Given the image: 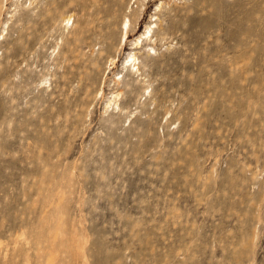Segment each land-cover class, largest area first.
I'll return each instance as SVG.
<instances>
[{"label":"rangeland","instance_id":"1","mask_svg":"<svg viewBox=\"0 0 264 264\" xmlns=\"http://www.w3.org/2000/svg\"><path fill=\"white\" fill-rule=\"evenodd\" d=\"M0 264H264V0H0Z\"/></svg>","mask_w":264,"mask_h":264},{"label":"bare ground","instance_id":"2","mask_svg":"<svg viewBox=\"0 0 264 264\" xmlns=\"http://www.w3.org/2000/svg\"><path fill=\"white\" fill-rule=\"evenodd\" d=\"M60 1V0H59ZM137 18V17H136ZM137 20H138V18H137ZM135 21V20H134ZM108 23H107V25H105V26H107V28H110V23H109V21H107ZM249 22V21H248ZM104 23H106V22H104ZM123 30H124V34H123V36H122V39H121V43L122 42H126V40L127 39H129L128 38V36H129V31H130V28H131V26H132V21H131V19H129V18H125V20H124V22H123ZM152 26V25H151ZM151 26H150V24H149V26H147L148 28H147V32H150V29H151ZM150 28V29H149ZM151 30H153V27H152V29ZM122 31V30H121ZM133 31V30H132ZM139 33V32H138ZM145 33L146 32H144V33H142V34H140L137 38H136V40H134L133 41V45H132V47L136 50V48H138V47H140V44L142 43V40L144 39V36H146L145 35ZM150 34H151V32H150ZM149 37V36H148ZM147 39V38H146ZM112 40V39H111ZM145 41V40H144ZM145 43V42H144ZM121 45V44H120ZM122 45H123V43H122ZM132 47H131V49H132ZM122 48H123V46H122ZM141 49H142V47H141ZM137 50H139V49H137ZM132 51V50H131ZM131 51L129 52V54L127 55V57L125 58V61L123 62V69H124V71H125V74L124 75H131V76H133L134 77V75H133V73H135V75H138V77L139 76H141L139 79L141 80L142 79V77H143V75L144 74H142V72L140 71L141 69H140V67H138V66H136V64L138 63V65H139V62L137 61V56H136V53L135 52H133V53H131ZM150 51H152V50H150ZM150 53V52H149ZM248 56V55H247ZM117 58H118V56H117ZM139 60V59H138ZM116 61V58H113L112 60H111V65L113 64L114 65V62ZM136 61H137V63H136ZM115 66V65H114ZM111 67V66H110ZM135 70V71H134ZM137 77V78H138ZM145 77V76H144ZM147 78V77H146ZM145 80V79H144ZM141 81H143V80H141ZM144 82V81H143ZM135 86H137L138 87V85H135ZM134 87V86H133ZM135 88V87H134ZM137 89V88H136ZM135 91V90H134ZM134 91H133V88H132V90L131 91H129V93H130V95H131V97L134 99V98H136L135 96H134ZM135 94H136V92H135ZM114 97H113V99H110L109 100V104L112 102V101H114L115 100V98H117V96H118V94H116V95H113Z\"/></svg>","mask_w":264,"mask_h":264}]
</instances>
